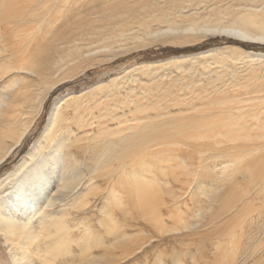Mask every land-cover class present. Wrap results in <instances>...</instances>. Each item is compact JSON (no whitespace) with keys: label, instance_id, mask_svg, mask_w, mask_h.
Here are the masks:
<instances>
[{"label":"rangeland","instance_id":"374dc122","mask_svg":"<svg viewBox=\"0 0 264 264\" xmlns=\"http://www.w3.org/2000/svg\"><path fill=\"white\" fill-rule=\"evenodd\" d=\"M223 1L232 3L233 0ZM18 6L21 8L23 5H10L12 8L8 9L15 12ZM62 19L65 20V15L56 12L33 29L27 25L24 30L16 33L11 30L4 33L1 30L0 36L5 37H0V42L6 41L8 45L6 47L0 44V56L15 53L14 49L18 50L24 44H32L34 51H39L38 47H43L53 38L56 33L54 27ZM27 29L28 32L25 33ZM82 34L81 32L79 38ZM241 37L209 33L191 42H155L136 49L124 47L119 51H106L107 49L102 48V51L80 58L61 56L58 61L59 69L42 76L33 73L39 70V65L26 63L20 53L10 55L11 64L21 65L33 72L12 71L0 77V90L15 79L20 80L14 90L10 91L11 95L15 94V98L17 96L16 99L10 98L13 106L7 107L9 112L4 111L3 117H0V148L14 142L13 137L19 129L22 130L23 122L28 119L31 124L21 143L0 163V177L13 171L31 147L41 140V133L46 129L52 111L57 110L65 117L61 122L62 132H57L49 142H44L35 155L47 152L46 149L53 145V152L57 149L60 156L64 157L63 161L58 157L55 169L51 158H48V163L53 166L50 175L53 179L63 178L70 172L69 164L77 167L75 181L79 182V186L63 199V210L58 211V204L54 207V211L59 214L65 209L69 212L64 216L68 231L63 229L62 234L64 233L68 243H64L63 247L72 256L58 258L52 264H264V137L260 136L263 130H252L255 138L244 140L243 144L237 139L230 141L226 138L233 124L239 120L238 115L244 113L241 118L244 119L250 109H257L258 106L245 100L240 104L245 111H230L229 107L235 103L225 100V91L230 94L236 91L242 95L244 89L240 85L243 83L264 88V59L257 61L228 57L234 54V50H229L231 47L264 53L263 40L258 42L256 39L251 41L249 37ZM16 40H19L20 45ZM105 44L106 41L100 42L92 48L100 49ZM29 46L24 48L26 52ZM209 49L216 51L192 61H166ZM213 56L224 58V65L217 63ZM141 63L151 64L148 74L135 70L136 65ZM207 63L209 69H205ZM253 67L259 69L255 74L251 71ZM258 74L262 79L253 76ZM190 82L189 90L186 83ZM164 87L165 91L162 90ZM193 88L201 89L199 91L203 93L206 89L210 95L221 89L225 103L221 116L223 126L216 124V120L212 119L213 114L202 113V119L207 118L204 121L211 118L210 123L204 125L201 121V127L191 132L192 135L199 132H223V137H217L216 142L209 143V147L205 146L207 151L202 154L205 159L200 160L201 155L195 152L199 149L198 141L190 138L185 141L188 146L174 142L147 153L132 149L122 160L113 159L106 164V161L97 164L91 146L105 140V143L120 148L118 137L129 132H120L123 126L147 121L160 123L169 115L157 116V112H165L161 105L167 107L172 104L168 100L174 95L189 98L193 96V102L200 104L198 95H195L198 100L193 95ZM20 92L23 96L26 93V99ZM263 95L264 91L255 94L257 97ZM246 98L247 96L241 97ZM258 101L262 103L264 98ZM137 105L146 108L140 110L136 108ZM183 107L186 106L168 107L170 112H174L171 114L176 115V124L180 122L179 117L187 118L185 114H176ZM209 109L208 106V112L211 113L212 110ZM159 117L163 118L157 119ZM9 119V125L3 122ZM104 129L109 133H103ZM233 147L236 152L229 151ZM191 151L196 156L192 159L193 162L188 157L187 162L177 159H180L178 155ZM220 151H225L226 154ZM227 152L230 157L226 156ZM230 158L235 160L227 162L226 159ZM26 159L29 160L28 157ZM118 162L126 163L118 169ZM223 166L224 172H219ZM209 169L217 179L208 176H212ZM218 172L220 176H217ZM258 173L260 176H257ZM137 179L144 182L141 192L137 191ZM48 230L53 231L51 228ZM46 232L48 234L47 230ZM51 235L54 238L58 233L53 231ZM124 235L128 238H120ZM69 239H73L72 242L69 241L70 244L67 242ZM11 240L0 231V264H21L20 261L22 264H43V260L37 258L33 244ZM43 240L51 241L48 236L43 237ZM84 242H87L85 245L101 242L103 246L88 248V259H82L78 254L84 248ZM22 254H26L27 259H21Z\"/></svg>","mask_w":264,"mask_h":264},{"label":"bare ground","instance_id":"6f19581e","mask_svg":"<svg viewBox=\"0 0 264 264\" xmlns=\"http://www.w3.org/2000/svg\"><path fill=\"white\" fill-rule=\"evenodd\" d=\"M14 4L16 6H23H21V8L18 6L19 8L14 10L15 12L9 11L8 7H10V5H13L14 7ZM56 12H61L63 15H65V20L62 19L60 23H58V25H60H56L54 27V29H56V33L54 34L53 38L47 41L45 45H42L43 47H38L39 51H37V49L34 51L35 48L32 46V44L26 45L22 42L24 45H21L22 47H19L18 50L14 49L15 53L11 52L10 54L15 56L20 53L21 57L26 63H31L33 65L37 64V66L39 65L37 67L39 70L35 68L37 71H28L21 65L16 66L11 64V56L8 55L10 53L9 52L2 57L0 56V77L12 71L24 72L25 70L26 72L37 73V75L40 76L45 73H50L53 71L56 72L59 69L58 61L61 56L80 58L89 56L94 52L97 53L98 51H102V48L107 49L106 51H111L113 49H117L119 51L124 47L136 49L152 45L155 42L173 44L188 41L191 42L197 40L199 37H205L209 33L214 35L226 34L230 36H242L244 38L247 37V39L249 37V40L251 39V41L252 39H256L258 42L261 40L264 42V0H233L232 3H228L223 0H0V31L2 30L5 33L6 30H11V32L16 33L17 31L19 32L24 30L27 25L31 26L33 29L42 23L44 19L51 18ZM224 15L226 17H224ZM195 16L200 18L194 19L193 17ZM26 31L28 32V29L24 32L26 33ZM81 32L83 34L79 38ZM10 36H12V34ZM0 37L5 36L2 35ZM17 37L20 38V36ZM18 41L17 44L19 43ZM105 41L107 44L102 46L100 49L95 48V51V49L92 48L97 43ZM35 42L40 43V41ZM0 44L1 46L8 45L6 41L3 43L0 42ZM26 46H29L27 52L24 49ZM229 50H234L233 56H228L232 59L248 58L249 60L257 61L264 59V53L262 52L256 53L236 47H231ZM212 51H216V49H209L191 55H182L175 58H169L166 61L183 59H190L192 61L198 57H206L208 54H211ZM213 58L217 59V63L224 65L223 62L225 59L221 56H213ZM205 65V69L210 68L208 63ZM149 66H151V64H137L135 70L147 73ZM29 69H31V67ZM256 70L259 69L253 67L251 71H254L253 74H255ZM253 76H259V78L262 77L260 74ZM15 80L7 86L2 87L0 90V117H3L4 111H8L6 110L7 107L13 106V103H10L12 102L10 101V98H17V96L15 98V94L12 93L14 95L13 96L10 93V91L14 90L15 86L20 83V80ZM188 84L190 85L191 82L186 83L187 89H189ZM193 84L194 83H192V85ZM240 86L244 89V93L242 95L236 91L232 94H230L228 91H225V100L234 101L233 103H235L233 106L229 107V110L245 111V108L240 106V104L245 100L252 101L251 103L253 105L258 106L257 109H250V112L248 110L249 113L244 119H241L244 116V113L239 112V120L233 124V128L229 130L228 134L226 133V138H228L230 141L237 139V141L239 140V142L241 141L243 144L244 140L255 138L252 134V130H254V132H258V129L263 130V133L260 136L264 137V102L260 103L258 101L263 99L264 95L258 97L255 96V94L263 92L264 88L260 87V85H252L247 83H243ZM193 89L194 94H192L194 97L196 94L198 95L200 99L199 101H201L200 104L193 102V98H191L193 96L189 98L185 95H174V97L168 100L172 104L167 107L161 105V108H163L165 112L160 110L157 112V116L169 115L168 117H164L165 119L160 123L147 121L138 122L132 125L128 124L126 127L123 126L120 129V132H129L118 137V141L121 144L120 148H116L111 143H105V140H100L97 144L91 146L92 155L95 156V161L97 164H99V162L104 163L105 161L106 164L109 163L107 162L108 160L113 159L122 160L126 158L128 154H130L132 149H140L141 153H147L154 148H159L165 144L174 142L183 143L188 146L189 144L185 141L190 138L198 141L199 145L197 146H199V149L195 152L201 155L199 157L200 160L205 159L202 157V154L207 151L206 147H209V143L213 144L214 141L216 142L215 138L220 136L223 137V132L219 131L216 133H209L205 131L206 134H201L199 132L196 134L194 133V135H192L191 132L195 129L198 130V128L201 127V121H203L204 125L210 123L209 120L211 118L208 121H204L207 120V118L204 116L206 119H202V113H208V115L213 114L212 119L216 120V124L223 126L224 122L221 116H223L224 113L223 104L225 103H223V92L221 89L220 91L211 93V95L206 89H204L205 93L199 91L201 89ZM162 90L165 91V87L162 88ZM243 96H247V98L241 99ZM19 97L17 100H19ZM29 97H31L30 94ZM197 98L195 97V99ZM29 99L31 100V98ZM22 102L25 101L22 100ZM176 105L186 106L182 109H178L176 114H185L187 116V118L179 117L180 122L177 124V120L175 118L176 115L171 114L174 112H170L168 108L170 106ZM208 106L210 107L209 110H212L211 113L208 112ZM136 108L144 110L146 107L142 108L141 106L137 105ZM218 117L220 119H216ZM63 118H65L64 115L58 112V110L56 112L52 111L50 121H48L46 129L41 133V140L34 144L26 155L29 160L26 159V157L22 158L16 168L14 167L15 169L13 171H8L5 177H0V200H2L0 203V231L13 241H18L20 243H22V241H26V243L33 244L36 249L37 258H39V260L42 259L43 264H52V262L54 260H58V258H63L68 255L72 256L70 251L63 247V244L66 243L67 238L64 233L62 234L63 229L67 228L64 216L69 212H67V209H65L64 212L62 211L61 214H59L54 211V207L56 204H58L60 205L58 211L63 210V208H65L63 199L79 186V182L75 181L77 180V167H75V164H69L68 168L70 172H67L63 178L56 177L53 179L50 176L51 172L53 171L51 167L53 166L48 163V158L49 160L51 158L55 169L57 165L56 160L58 157H60V161H63L62 158L64 157L60 156V154L57 152V149H55V152H53V145L46 149L47 152H41L42 154L38 155L37 153L35 155L39 148L44 145V142H49L51 139H53L57 132L60 133L63 128L61 127V122L64 121ZM162 118L163 117H159L157 119ZM247 118L249 119L247 120ZM3 122L9 125L10 119L4 120ZM30 124L31 122H29L28 119L23 122L22 128L20 127L22 130L18 128L19 130L17 134L15 137H13L14 142L11 141L13 142L11 145L0 148V163H3L9 154L14 150V148H16L21 143L29 130ZM225 126L227 125L225 124ZM230 127L231 126H229V128ZM200 130L204 131L202 128ZM103 133L106 134L109 132L108 130L104 129ZM1 137L2 134L0 133V146ZM195 143L196 142H194V144ZM196 147H194L195 150ZM234 149L236 148L233 147V149L229 151H233ZM193 151L178 155L180 156V159L176 155L174 156H176L180 162H187V157L190 158V162H193L192 159L196 158V156L193 154ZM224 152L225 151L222 153L224 154ZM228 152L226 156H229ZM234 152L236 151L234 150ZM223 154L222 156H224ZM234 160L235 158L226 159L227 162H233ZM64 161L67 162V160ZM226 161L224 160V162ZM118 163V169H120L121 166L126 162ZM224 168L225 166L220 168L219 172H222V169ZM212 170H214V167ZM210 171L211 170L209 169V173L212 174L213 172ZM218 174L217 176H220V174ZM208 176H210V178L217 179L214 178L215 176H213V174V177L209 174ZM257 176H260V174L258 173ZM9 178H11V180H9ZM15 178L18 179L16 180ZM135 181L138 187L137 191L141 192L140 189H142L144 186V182H141L138 179ZM48 228H51V231L53 230L52 228H54L53 231H56L58 235L54 238L51 237L53 231L49 232L50 229L48 230ZM46 230L50 235L47 234ZM66 231L68 230L66 229ZM45 236H48L51 241L47 242L46 240H43V237ZM120 238L126 239L128 236L124 235ZM62 239L65 241H62ZM70 240L71 239L67 240V242ZM44 242H47L48 244L44 245ZM85 244H87V242H84V248L81 250L80 254H78L82 257V259L86 257L88 259L87 251H89V249L92 247L103 246L101 242L88 245ZM21 245L23 246V244ZM64 245H68V243ZM105 248H107V246H105ZM22 258L23 260L24 258L27 259L26 254H22L21 259ZM89 259H91V257ZM20 263L22 264V261H20ZM90 263L91 262H89V264Z\"/></svg>","mask_w":264,"mask_h":264}]
</instances>
